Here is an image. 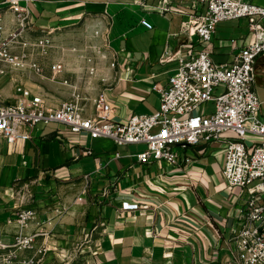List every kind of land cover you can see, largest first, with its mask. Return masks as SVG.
I'll list each match as a JSON object with an SVG mask.
<instances>
[{
	"label": "crops",
	"instance_id": "1",
	"mask_svg": "<svg viewBox=\"0 0 264 264\" xmlns=\"http://www.w3.org/2000/svg\"><path fill=\"white\" fill-rule=\"evenodd\" d=\"M164 1L140 6L134 0H32L27 7L33 34L51 31L55 42L66 45L108 26L114 68L101 72L107 80L96 82V94L104 90L112 119L123 122L133 114H153L160 102L157 88L177 70L176 56L201 49L196 36L181 33V23L202 5ZM243 1L264 7V0ZM162 6L168 9L160 11ZM247 35L245 19L219 23L211 58L229 62ZM52 60L44 62L46 77ZM18 84L43 94L51 106L56 104L49 98L70 99L65 86L7 72L0 75V100L12 103ZM254 90L264 116L263 75H257ZM224 147L223 139L176 146L178 164L170 167L138 163L144 145L91 139L55 123L32 130L29 140L0 139V223L18 206L35 210L27 231L43 233L37 243L49 248L44 264H232L228 242L239 228L246 194L223 179ZM123 202L137 209L121 210ZM6 229L3 240L9 243L14 229Z\"/></svg>",
	"mask_w": 264,
	"mask_h": 264
},
{
	"label": "built area",
	"instance_id": "2",
	"mask_svg": "<svg viewBox=\"0 0 264 264\" xmlns=\"http://www.w3.org/2000/svg\"><path fill=\"white\" fill-rule=\"evenodd\" d=\"M30 1H2L0 75L16 72L45 78L69 88L70 99L51 106L43 94L16 85L12 103L0 100V139L8 144L29 140L32 130L55 123L72 134H86L91 139H110L116 145H144L145 149L136 155L138 163L170 167L178 164L176 146L186 148L223 139V179L229 186L244 189L246 194L238 208L239 228L228 242L230 262L264 264V116L254 90V66L264 56V7L243 0H195L202 9L181 23V33L196 36L201 49L176 56L177 70L164 87L157 88L160 102L153 114H133L120 122L112 119L104 90L93 98L89 96V107L78 86L83 83V88L94 89L96 82L106 83L101 72L114 68L108 26L95 28L81 43H55L51 31L32 33L27 7ZM144 2L134 0L140 6ZM167 9L162 6L159 10ZM238 19L247 20L245 42L229 62L213 61L211 41L216 26ZM49 58L53 60L46 77L44 62ZM208 102L213 103L212 110L207 109ZM227 132L232 136L222 138ZM120 209L133 210L137 205L123 202ZM35 218V210L18 206L0 223V264H44L49 248L43 240L37 243L43 233L27 231ZM8 227L14 229L9 243L3 240Z\"/></svg>",
	"mask_w": 264,
	"mask_h": 264
},
{
	"label": "rangeland",
	"instance_id": "3",
	"mask_svg": "<svg viewBox=\"0 0 264 264\" xmlns=\"http://www.w3.org/2000/svg\"><path fill=\"white\" fill-rule=\"evenodd\" d=\"M73 42H80L81 43V41H79V40H76V41H73ZM55 43H59V42H55ZM212 59L215 62H219L220 61L219 58H218V56L216 54L212 56ZM260 61H263V60L262 59L258 60L256 62V64H255V66H254V76H255V79H256L257 75H258V77L259 76H262V75L264 76V72H262L264 70V66L262 67V70H261L260 67H257V63L260 62ZM36 83H39V82H36ZM39 84H41V83H39ZM78 86L81 87L80 88L81 89V92L86 95V99L84 100V103L86 104L87 102H90L89 96L91 97L93 94L94 95L96 94V88H94V89H85V88L82 87L83 86V83H79ZM49 101H52L54 104H58V103L62 102L63 100H61L59 98L58 99L57 98H55V99L54 98H49ZM206 107H207L208 110H212L213 109V103L212 102H208L206 104Z\"/></svg>",
	"mask_w": 264,
	"mask_h": 264
}]
</instances>
